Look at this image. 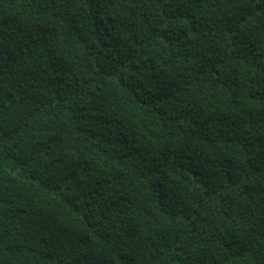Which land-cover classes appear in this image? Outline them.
Here are the masks:
<instances>
[{
	"label": "trees",
	"instance_id": "trees-1",
	"mask_svg": "<svg viewBox=\"0 0 264 264\" xmlns=\"http://www.w3.org/2000/svg\"><path fill=\"white\" fill-rule=\"evenodd\" d=\"M0 264H264V0H0Z\"/></svg>",
	"mask_w": 264,
	"mask_h": 264
}]
</instances>
